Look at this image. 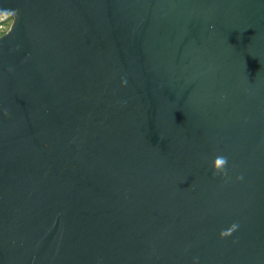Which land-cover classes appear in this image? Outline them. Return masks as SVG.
I'll use <instances>...</instances> for the list:
<instances>
[{
	"label": "water",
	"instance_id": "water-1",
	"mask_svg": "<svg viewBox=\"0 0 264 264\" xmlns=\"http://www.w3.org/2000/svg\"><path fill=\"white\" fill-rule=\"evenodd\" d=\"M0 14V264H264V0Z\"/></svg>",
	"mask_w": 264,
	"mask_h": 264
},
{
	"label": "clouds",
	"instance_id": "clouds-1",
	"mask_svg": "<svg viewBox=\"0 0 264 264\" xmlns=\"http://www.w3.org/2000/svg\"><path fill=\"white\" fill-rule=\"evenodd\" d=\"M227 158L224 156H217L214 160V169L216 173H224L226 175L225 167L227 165ZM238 227L237 224H233L228 230L222 231L221 236L230 235L232 231H234Z\"/></svg>",
	"mask_w": 264,
	"mask_h": 264
},
{
	"label": "built area",
	"instance_id": "built-area-1",
	"mask_svg": "<svg viewBox=\"0 0 264 264\" xmlns=\"http://www.w3.org/2000/svg\"><path fill=\"white\" fill-rule=\"evenodd\" d=\"M14 22V18L9 14H0V37L7 33Z\"/></svg>",
	"mask_w": 264,
	"mask_h": 264
}]
</instances>
